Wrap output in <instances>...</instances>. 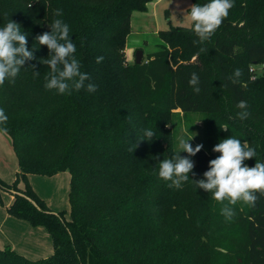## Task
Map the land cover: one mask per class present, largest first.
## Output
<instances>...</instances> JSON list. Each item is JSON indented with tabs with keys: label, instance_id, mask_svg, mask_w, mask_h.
<instances>
[{
	"label": "trees",
	"instance_id": "trees-1",
	"mask_svg": "<svg viewBox=\"0 0 264 264\" xmlns=\"http://www.w3.org/2000/svg\"><path fill=\"white\" fill-rule=\"evenodd\" d=\"M147 2L0 0V28L9 19L19 23L36 57L25 62L14 82L0 86V108L7 116L0 130L18 163L16 177L12 182L0 177V188L13 194L9 214L44 226L52 238V251L44 257L30 258L4 245L0 264H264V196L257 193L254 205L237 211L233 244L226 247L210 218L217 217L216 207L206 206L211 194L192 182L205 179L208 161L220 155L213 146L229 136L255 149L248 166L264 162V70L252 77L249 69L264 62V0H235L203 43H194L198 38L190 25L162 29L158 48L135 63L124 48L132 12L144 10ZM57 8L62 17L54 16ZM57 18L69 25L76 58L95 92L45 90L49 68L40 61L49 50L36 37L51 31ZM97 56L103 62L97 63ZM236 68L244 74L232 83ZM192 73L199 76V92L188 83ZM240 100L248 105L246 120L236 115ZM179 111L205 113L208 138L207 146L189 157L194 165L189 180L177 189L167 187L156 169L158 160L177 149L166 124ZM145 129L156 136L141 139ZM62 170L69 172V207L54 211L28 174ZM218 246L230 254L221 257Z\"/></svg>",
	"mask_w": 264,
	"mask_h": 264
},
{
	"label": "clouds",
	"instance_id": "clouds-1",
	"mask_svg": "<svg viewBox=\"0 0 264 264\" xmlns=\"http://www.w3.org/2000/svg\"><path fill=\"white\" fill-rule=\"evenodd\" d=\"M234 6L235 0H207L203 4H192L186 14L190 31L198 38L194 43H203L213 36ZM28 7H31V2ZM54 16L62 17L63 11L57 8ZM50 29L51 31L36 37L38 44L46 45L49 50V57L40 61L49 68L45 76V90L69 95L80 90L95 92L97 86L90 82V74L82 71L81 62L76 58L77 48L70 38L69 25L57 18L50 23ZM27 43V34L22 32L19 23L9 19L5 26L0 28V86L6 80L14 82L25 62L36 59ZM103 60V56L96 57L97 63ZM243 74L242 69L236 68L229 79L232 83H237ZM188 83L193 91H200L199 76L196 73L190 75ZM236 107L241 109L236 114L237 118L246 120L249 116L247 102L240 100ZM6 122L7 116L0 108V124ZM154 136L156 135L151 129H145L144 138L141 139L150 141ZM193 138L194 134L187 139L180 138L176 151L171 153L169 158L158 160L156 175L168 182L167 187L179 189L189 180L188 174L194 166L189 157L195 156L203 148L202 144L193 147L188 142ZM136 146L134 143L130 151ZM212 151L220 155L208 161L209 168L203 173L205 179L192 182L196 188L210 193L212 199L221 205L220 214L226 220H231L235 216L233 206L238 202L252 206L258 199L257 193L264 196V162H255L251 167L245 164V160L256 156V151L247 141L242 143L239 138L233 136L220 140L213 146ZM181 152L187 153V156H181Z\"/></svg>",
	"mask_w": 264,
	"mask_h": 264
},
{
	"label": "crops",
	"instance_id": "crops-1",
	"mask_svg": "<svg viewBox=\"0 0 264 264\" xmlns=\"http://www.w3.org/2000/svg\"><path fill=\"white\" fill-rule=\"evenodd\" d=\"M172 3V0H169ZM162 5V6H161ZM171 6L165 4L164 0H148L144 10H135L132 12L130 21V32L127 35L125 43V57L129 61L134 56L136 48L143 49L144 59L151 52L155 51L159 43L162 42L159 31L166 29L170 26L183 25V23L189 21L187 16L175 14V17L170 16ZM176 23V24H175ZM131 51V53H130ZM3 140V139H2ZM3 144L5 150L7 143ZM3 156V155H1ZM18 170V163L16 157V163L13 165V174L7 172L6 166L3 165L0 171V177L9 181L14 177ZM28 180L35 190V192L44 199L47 206L54 209V203H56V196L59 191L64 192L65 187L69 185V172L67 170L58 171L51 175L44 174H28ZM22 185V183H19ZM59 189V190H58ZM5 193V192H4ZM7 198L4 204L0 205V229H5L7 233L3 232L4 239L0 242V247L9 245L17 251H21L25 255L32 258L44 257L52 251V238L48 230L42 225H32L26 220L17 218L9 214L6 210L13 199L12 193H5Z\"/></svg>",
	"mask_w": 264,
	"mask_h": 264
},
{
	"label": "rangeland",
	"instance_id": "rangeland-1",
	"mask_svg": "<svg viewBox=\"0 0 264 264\" xmlns=\"http://www.w3.org/2000/svg\"><path fill=\"white\" fill-rule=\"evenodd\" d=\"M165 4H169L171 8L170 10V16L173 18L176 14L178 17V14H182L183 16H187L186 12L189 10L190 6L193 4L192 0H172V3H169V0H164ZM162 6V5H161ZM176 24V23H175ZM184 26H189V21L183 23ZM131 53V51H130ZM125 54V52H124ZM143 55V59H144ZM134 56L131 60L133 61ZM166 127L168 129V133L170 135V141L172 142V145L175 147H178V140L180 138L187 139L192 134H194V138L189 140L188 142L195 147L196 144H202L203 147L207 146V134H208V126H207V115L202 112H188V113H182V111L179 112H173L170 118V121L166 124ZM7 143L6 150L5 146L2 143L3 140ZM4 142V143H5ZM5 143V144H6ZM3 155V156H1ZM246 161V160H245ZM244 161V163H245ZM16 163V154L15 151L10 143L8 135L0 130V171L3 165L6 166L7 172L11 171V174H13V165ZM246 164V163H245ZM16 177H12L8 182H12L13 179ZM19 183H22L21 180H19ZM65 191L62 193L59 191L58 195L56 196V203H54V209L56 210H68L69 203H68V190L69 185L65 187ZM59 190V189H58ZM9 193V191L3 190L0 188V205L4 204V199L6 202L7 196L5 193ZM243 205L242 202H238L235 206H233L235 215L237 211L241 208ZM206 206L211 207L214 209L216 207V213L217 217H210L215 221V232H222V234L225 236V241L223 242L224 245L231 246L233 244V239L235 232L237 230V220L234 216L231 220H226L221 214H220V207L221 205L217 203L214 199H206ZM214 206V207H213ZM3 232H8L4 229ZM2 230L0 229V242H2V238L4 239V234ZM185 246H189V243L184 244ZM219 249L217 250V254L221 256V254H226V257L230 254V251L225 249L224 246H218ZM177 249H183L182 244L181 246L178 245ZM21 252V251H20ZM24 254V253H23ZM25 255V254H24ZM28 256V255H26ZM30 257V256H28ZM222 257V256H221ZM32 258V257H30Z\"/></svg>",
	"mask_w": 264,
	"mask_h": 264
},
{
	"label": "built area",
	"instance_id": "built-area-1",
	"mask_svg": "<svg viewBox=\"0 0 264 264\" xmlns=\"http://www.w3.org/2000/svg\"><path fill=\"white\" fill-rule=\"evenodd\" d=\"M249 69L252 72V77H254L256 75V72L264 70V62H261L259 64H251Z\"/></svg>",
	"mask_w": 264,
	"mask_h": 264
},
{
	"label": "water",
	"instance_id": "water-1",
	"mask_svg": "<svg viewBox=\"0 0 264 264\" xmlns=\"http://www.w3.org/2000/svg\"><path fill=\"white\" fill-rule=\"evenodd\" d=\"M143 59V49L142 48H136L134 51V62L140 63Z\"/></svg>",
	"mask_w": 264,
	"mask_h": 264
}]
</instances>
